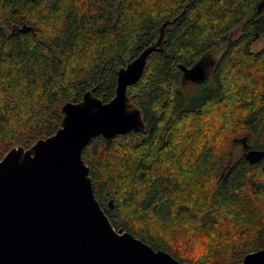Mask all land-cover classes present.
Instances as JSON below:
<instances>
[{
	"label": "trees",
	"instance_id": "1",
	"mask_svg": "<svg viewBox=\"0 0 264 264\" xmlns=\"http://www.w3.org/2000/svg\"><path fill=\"white\" fill-rule=\"evenodd\" d=\"M260 1L0 0V157L54 134L88 90L109 101L117 68L168 21L127 90L145 129L83 151L96 197L115 229L179 261L235 264L264 250V157L233 156L236 140L264 151V46L250 48L264 35ZM213 49L210 73L185 92L179 65Z\"/></svg>",
	"mask_w": 264,
	"mask_h": 264
},
{
	"label": "water",
	"instance_id": "2",
	"mask_svg": "<svg viewBox=\"0 0 264 264\" xmlns=\"http://www.w3.org/2000/svg\"><path fill=\"white\" fill-rule=\"evenodd\" d=\"M257 14L264 1L257 3ZM158 39L116 70L115 94L104 101L88 90L81 101L63 107L61 127L26 148L0 157V264H189L154 250L127 231L115 229L96 197L83 151L98 136L107 139L145 129L141 109L127 90L142 76L149 55L161 51ZM206 54L190 67L179 65L181 82L199 83L216 63ZM241 143L250 163L264 151ZM110 209L112 201H108ZM235 264H264V250Z\"/></svg>",
	"mask_w": 264,
	"mask_h": 264
},
{
	"label": "rangeland",
	"instance_id": "3",
	"mask_svg": "<svg viewBox=\"0 0 264 264\" xmlns=\"http://www.w3.org/2000/svg\"><path fill=\"white\" fill-rule=\"evenodd\" d=\"M239 32H240V28L239 27L233 29L231 31L230 37L231 38H235L239 34ZM250 42H251L250 43V48L252 50H258V49H260L261 47L264 46V35L257 36V38L252 39ZM218 55H219L218 50L217 49H213L210 52L209 57L211 59L215 60L218 57ZM182 86H183L182 88H183V90L185 92L190 91L194 87L193 84L190 83V82H184V83H182ZM241 153H242L241 146H240L239 143H236V145L233 148V156H234V158L239 156Z\"/></svg>",
	"mask_w": 264,
	"mask_h": 264
},
{
	"label": "flooded vegetation",
	"instance_id": "4",
	"mask_svg": "<svg viewBox=\"0 0 264 264\" xmlns=\"http://www.w3.org/2000/svg\"><path fill=\"white\" fill-rule=\"evenodd\" d=\"M242 150V149H241ZM242 154H243V150H242Z\"/></svg>",
	"mask_w": 264,
	"mask_h": 264
}]
</instances>
